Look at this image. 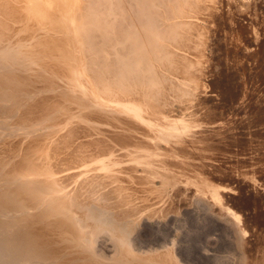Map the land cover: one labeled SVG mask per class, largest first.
<instances>
[{"label": "rangeland", "instance_id": "rangeland-1", "mask_svg": "<svg viewBox=\"0 0 264 264\" xmlns=\"http://www.w3.org/2000/svg\"><path fill=\"white\" fill-rule=\"evenodd\" d=\"M83 1L73 5L82 8ZM167 1L168 7L158 5L156 21L160 18L164 27L175 28L176 36L162 40L172 60L152 62L158 76L154 85L133 79L129 84H136L128 85L130 89L113 85L104 91L95 84L94 92L89 85L93 81L79 75L76 84L70 85L39 65L31 73L19 59L25 52L11 63L15 67L4 60L5 68L20 71L24 78L15 76L24 81L20 82L24 90L33 89L38 99L49 98L46 103L56 102L52 98L56 95L66 96L68 103L56 102L53 108L52 115L58 117L50 120L47 115L43 120L42 124L52 125L47 132L35 131L38 154L52 161L61 158L73 166V173L103 165L95 171L108 187H117L110 199L115 205L112 211L127 209L138 223L144 221L145 227L138 226L146 235L139 234L140 239L136 235L140 242L135 241L147 248L162 243L153 247L155 258L163 260V251L172 247L180 249L181 253H175L181 263L264 264V0H255L253 5L251 0H187L179 3L178 10ZM33 4L48 9L42 10L47 19L50 15H62L63 22L67 19L61 22L66 34L59 35L66 43L72 40L68 45L73 46L74 52L69 50L75 63L79 58L83 62L82 9L78 12L72 4L63 9L58 0H0V52L29 48L38 25L27 16L24 5ZM132 8H126L128 21L134 14ZM55 12L60 16H54ZM72 113L80 115L79 119ZM39 114L32 113L35 119ZM168 129L176 133L167 134ZM14 141L9 138L6 143ZM133 160L141 164L131 167ZM142 164H146L145 171ZM219 196L221 206L213 202ZM168 224L175 225L172 231ZM172 237L177 240L172 244L178 242L175 248L169 244Z\"/></svg>", "mask_w": 264, "mask_h": 264}, {"label": "bare ground", "instance_id": "bare-ground-1", "mask_svg": "<svg viewBox=\"0 0 264 264\" xmlns=\"http://www.w3.org/2000/svg\"><path fill=\"white\" fill-rule=\"evenodd\" d=\"M53 1L55 2V0ZM60 1L58 0V3L62 4L64 0ZM67 1L62 4L64 5L63 9L66 8V5L68 8L69 4L75 5L76 2V5H78L80 2V0H71L72 3L69 0ZM123 1L84 0L82 8H80L81 4L79 8H75L73 5L74 10L77 9L76 11L78 12L80 11L78 9H82L83 26L78 29L84 38L82 40H85V43L82 41L85 44V47H82L86 52L83 62H81L80 58L78 59L80 61H77L76 56L75 60L77 63H75L71 55V52H74L73 46L71 47L72 40L68 39V43L71 42L70 46L66 43L67 41H63L62 36L66 34L63 30L67 28H61V22L65 23L67 19L65 18V22H63L64 17L59 14L60 17H56V12L55 14L53 13L56 18H51L50 14L52 13L50 12V17L48 16L47 19V15L45 14V16L42 11L45 8L43 7L44 9L42 8L41 10V6L38 5L39 8L35 4L32 6L24 5L27 16L31 17L38 25V32L33 36L31 35L33 42L29 43L30 46L26 45L29 48L26 47L27 49L24 48V50L16 49L19 53L15 51H11V53H9L10 51L0 52V264H183L185 262L182 261L181 263V260H178V255L176 256V253H181L179 248L173 250L172 247H166L169 244L173 246L174 244L172 243L177 241H174L177 236L176 238L172 237L173 240L172 238L169 239L171 243L165 244L166 250L163 251V260L155 258V255L151 253L154 248L162 245L161 242H159L161 245L157 241L154 242L157 243L156 246L150 242L153 244L150 248H147V245L145 246L144 244L145 249H143L144 246L142 244L138 245L140 242L139 234H142L143 237V235H146L144 233L147 232L138 225L145 227V223L144 221L138 223L131 217V211L127 209L117 212L112 211L115 205L110 199L117 187H108V184L101 180L102 176L98 175L99 172L95 171L97 168H104L103 165H91L86 169H79L78 172L73 173L71 172L73 166L66 165V162H62L61 158H54V161H52V159L46 158L48 155L42 154L41 156L38 154L39 148L37 146L39 145L36 144L38 136H35V131L42 129L38 131L47 132V128L52 125L42 124L43 120L47 119V115L50 120L54 119L52 116L58 117L56 114L52 115L54 114L52 111L56 102L68 103V101H66V96L61 94L52 97L56 102L46 103L45 101L49 99L46 97L38 99L35 97L36 94L34 95L33 89L24 90L20 83L23 80L20 82L18 80L24 78V75L22 77L18 74L20 71L16 73V70L9 69L10 71H8L5 68V61L7 65L10 62V66H14L12 64L15 63L12 62L21 59L22 64L30 72L39 65L44 69H49L46 70L48 72L54 71L55 77L64 78L63 80L70 85L76 84V76H82L87 82H94L89 84L90 86L92 85L94 92L98 87L106 91L113 85L123 89L130 85L132 82L129 84V81L133 79L142 82L146 80L147 84L151 85L156 84L158 76L155 65H153L154 60L160 61L163 58L167 60L170 57L167 58L168 50L163 45L162 40L176 36L173 31L175 28H170V25L164 27L162 25L163 22H159L160 18L157 21L160 24L162 23L161 25L157 24L156 21L157 15H160L157 14L159 13L158 5H163L165 1H168L129 0L132 1L130 3L125 0L128 2L127 7H130V9L133 4L135 6L132 8V11L134 9V14L131 13L133 15L132 17L130 16L131 18L129 17L130 21L125 16L128 14V9H126V2ZM169 1L173 2V7L176 10L181 5L179 3L187 2V0ZM251 1V4L255 2V0ZM60 6L58 5V7ZM165 6L168 7L167 4ZM54 8H56L55 4L52 8L53 10L50 11L54 12ZM69 10L72 11L70 8ZM46 12H48V9ZM129 12L131 11L129 10ZM80 24L82 25V22ZM67 25H69V22ZM64 26L66 24H63ZM60 33L63 34L60 36ZM81 50L83 51V49ZM24 52L26 55H21ZM74 55H77V53L75 52ZM170 60H172L171 57ZM16 74H18L17 77L21 76V78H17ZM132 84L136 83L133 82ZM143 84L145 85L146 83ZM71 100L77 103L76 98L72 97ZM70 105L72 107L77 104H67L68 107ZM35 111L43 115L39 114L35 119V116L32 115ZM77 113L75 114L76 116L78 115ZM75 115L73 116L75 117ZM78 116L80 117V115ZM78 116L76 119H79ZM131 125L129 127L133 128ZM168 133L171 135L176 132L173 129H168ZM32 137L36 138L33 139ZM9 138H14L15 141L6 143ZM49 149L56 150L52 146ZM142 161L151 162L150 160ZM131 163V167L141 164L137 160H133ZM146 164L141 165L144 167L143 171L146 170ZM149 166L151 165H148V168ZM105 178L111 177L105 175ZM211 184L210 186H213ZM209 193L213 194L211 191ZM82 194L84 195L83 198ZM214 194L218 193L214 192ZM223 195L225 194L223 193ZM227 195L225 196L228 200L230 196ZM211 198L213 197L211 196ZM221 198L219 196V198H215V201H213L214 198L211 201L219 202ZM230 213L231 216L236 217V221H240V218L237 219L238 215L235 212L230 211ZM187 215H190V212ZM196 220L197 218H195ZM171 223L169 222V224ZM169 224L168 228L172 231V227L175 225L170 226ZM159 227L151 228L159 229ZM242 228L239 231H242ZM151 232L154 233L156 230ZM242 232L245 231L243 230ZM156 233L154 234L156 235ZM136 235L139 236V239ZM181 236L183 237V235ZM98 237L103 238L95 245ZM137 239L139 240V242L137 241L138 244L135 241ZM154 239L157 240L156 238ZM177 244L178 242L175 245ZM178 246L180 247V245ZM156 249L154 252L157 251ZM185 252L187 253V250ZM188 262L184 264H188Z\"/></svg>", "mask_w": 264, "mask_h": 264}]
</instances>
